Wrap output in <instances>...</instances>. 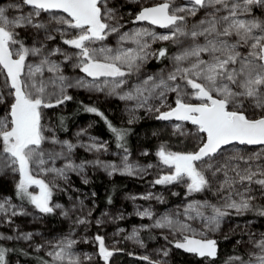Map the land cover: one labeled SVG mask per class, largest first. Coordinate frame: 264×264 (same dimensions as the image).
Instances as JSON below:
<instances>
[{
  "label": "snow or ice",
  "instance_id": "snow-or-ice-1",
  "mask_svg": "<svg viewBox=\"0 0 264 264\" xmlns=\"http://www.w3.org/2000/svg\"><path fill=\"white\" fill-rule=\"evenodd\" d=\"M121 20L110 0H12L0 5V172L17 175L16 197L42 214L62 207L52 203L58 188L55 181L68 180L70 172H82L92 164L110 169L109 175L117 171L134 174L127 155L122 167L99 159L76 163L71 158L75 148L106 151V142L96 137H90L88 144L60 140L43 120L44 109L73 99L67 94L73 87L108 90L109 95L121 100H135V108L156 112L158 120L195 126L198 144L193 151H171L167 145L160 146L156 155L169 171L154 183L185 182L186 194L191 195L210 189L215 181L217 193H224L223 202L217 206L207 200L190 201L183 210L185 220L164 215L153 227L178 233L181 239L174 242L176 248L202 258H215L217 241L208 238L207 232L218 231L230 210L242 215L254 210V201L264 198V0H184L180 4L159 0L142 6L133 23L147 22L165 29L163 33L145 27L122 32ZM20 30L31 32V44L20 37ZM113 34L118 36L116 48L103 44ZM57 35L71 51L59 45L48 48V42L55 41ZM127 41L135 46L124 47ZM157 42H170L177 51L171 56L166 47L152 51V44ZM152 57L170 59L171 71L147 75L130 90L118 91ZM73 61L72 67L85 74L74 81L63 72V65ZM169 93L175 96L174 106L167 103ZM153 100L159 101V106L152 105ZM85 110L102 117L115 135L117 147L127 152L123 143L127 130L113 126L96 107L85 106ZM173 128L185 134L181 123ZM85 131L82 129L77 136ZM46 144L58 145L60 150L45 148ZM236 144L260 146V150L248 155L238 150L225 153L227 146ZM61 159L65 161L63 166L55 167ZM48 174L53 175L52 181L43 178ZM206 208L211 209L210 215L205 214ZM256 210L264 216V207ZM0 213H10V217L26 214L16 209L11 198L0 200ZM138 215L152 217L153 213L144 210ZM197 219L203 221L204 230L192 227L190 221ZM87 222L86 218L76 221ZM254 237L249 234L252 250L246 257H230L229 264H264V233L259 239ZM22 238L30 240L32 234H23ZM0 239L13 237L0 234ZM129 239H138V233L134 230ZM94 240L98 256L108 264L118 250L109 249L101 235ZM75 243L65 237L51 244L48 255L53 264H83L93 259L83 254L82 261L72 251ZM7 251L0 247V264H6ZM163 255L167 256L168 251Z\"/></svg>",
  "mask_w": 264,
  "mask_h": 264
},
{
  "label": "rangeland",
  "instance_id": "rangeland-1",
  "mask_svg": "<svg viewBox=\"0 0 264 264\" xmlns=\"http://www.w3.org/2000/svg\"><path fill=\"white\" fill-rule=\"evenodd\" d=\"M12 2V0L0 1V5ZM159 0H110V6L118 9V16L122 17L120 21L124 27L121 29L124 31H133L137 28L145 27L154 29L159 33H163L166 30L157 26L149 25L147 22L133 23L135 15L138 13L142 6H148L152 3H157ZM177 4L183 3L184 0H176ZM128 13V14H127ZM132 19L129 20V17ZM47 17H45L46 19ZM20 37L23 38L26 43L31 44V32L26 30H20ZM70 38V37H69ZM103 44L116 48L118 46V36L113 34L103 42ZM57 45L65 48L68 51L67 46L62 44L61 38L57 35L55 41L48 42V48L51 49ZM99 46V45H94ZM124 47H134L131 41L124 42ZM162 47L169 49V56L177 51L176 47L170 42H157L152 44V51H156ZM53 59H60L62 57H53ZM72 63L75 61L63 65L64 75L73 79L84 77L85 74L79 69L73 68ZM172 69V62L170 59L162 58L157 59L152 57L148 59L141 72L136 75L128 77L127 85L118 90L121 93L130 90L136 84L140 83L147 75H158L163 72L167 74ZM91 79V78H87ZM74 93H81L89 99L105 102L117 101L121 104L122 113L120 118L123 122L129 123L131 120L136 122L141 118L147 116L149 119H156L157 113L147 111L146 108H135V100H121L117 95H109L108 90L104 92H98L85 88H69L67 94L72 96ZM175 96L172 93L168 94L167 103L174 106ZM150 103L154 106H159V101L153 100ZM67 101L57 107L51 109H44V120L47 126H50L55 135L60 140H67L73 144H88L90 143V137H96L98 141L106 142V151L89 152L84 147H77L73 150L72 159L79 163L80 161H92L99 159L105 163H114L119 167L123 166V158L127 155V162L134 166V174L128 175L117 171L109 175L110 169L106 170L103 167L89 164L82 172H70L68 174V180L56 179L55 183L58 188L54 190V193H64L65 200L62 201L53 196L52 203L60 204L62 207L55 209V212L62 217L67 224L68 228L61 230L53 228L46 222L45 215L40 213L33 206L28 205L24 201L20 200L15 192V184L18 176L7 172H0V200L3 198H11V203L16 206L17 210L23 209L25 215L11 216L10 213H0V234L4 237L11 236L13 239H0V242H12L18 241L25 244L32 250L39 251L47 256L51 251V244L65 237L76 241L72 251L81 256L83 261V254H89L93 257L91 261H83V264H104V261L98 256V243L94 238L96 235H101L105 239V245L109 249H117L114 255L110 258L108 264H168L172 257L174 250L178 249L174 246L176 240L181 239L178 233H174L169 228H156L153 227L155 221L164 215H169L173 219L185 220L183 215L184 207L190 201H209L212 204L219 206L222 204V197L224 193H217V183L214 181L210 189L193 193L191 195L186 194L185 182L173 183L168 185H158L154 181L161 175L168 173L169 169L164 166L162 162L157 159H149L147 156L150 154L149 150L144 146H138L136 151H132L128 148L127 152L124 149H116L111 145V140L108 138H102L93 133L91 129V122H84L74 127L69 136H61L58 133L56 116L59 110H65ZM135 110L133 111V109ZM162 111L167 110L161 108ZM3 111L0 110V115ZM175 123L182 124V131L185 133L181 135L178 132H174L173 125ZM160 134L166 136H181L186 139L187 145H192L193 150L198 144L196 139V128L191 125L190 122H178V121H161L160 120ZM86 130L80 136H77L81 130ZM45 148H55L56 151L60 150V146L45 145ZM239 151L241 154H251L259 151L260 146H246V145H234L227 146L225 148L226 154H231L235 151ZM65 163L64 160H57L55 167H62ZM152 165V167H148ZM50 167L52 165H49ZM243 166V164H242ZM143 169V170H141ZM94 173H102L106 177L112 178L116 175H122L138 181H143L142 185H134L128 190L124 191L118 198L115 204L105 206L100 211L97 210L98 202L95 200L94 193L88 188L84 187L89 185ZM47 181L53 180V175L48 174L43 177ZM222 175L219 179H222ZM85 180L87 183H85ZM255 187V186H253ZM33 189L30 188V191ZM38 191V189H36ZM13 192V193H12ZM92 192V193H91ZM169 196L173 199L170 201ZM149 197V198H145ZM160 198V199H158ZM254 210L245 212L242 215H238L234 210H230L231 214L224 217L221 222V227L216 232H207L208 238L216 239L220 241H226L225 244L236 246L247 255V252L252 250L251 245L248 243L249 234H255V239L260 238V234L264 233V216H261L256 209L264 207V198H258L254 201ZM148 210L153 213L152 217H141L138 212ZM206 215L211 214V209H204ZM67 212L65 216L62 213ZM10 217V221H9ZM81 218H86L87 223L77 224L76 221ZM101 221L97 224L96 221ZM192 227L197 231L204 230L203 221L200 219L190 221ZM138 233V239H129L133 231ZM143 232L153 233L154 241L151 244H145L142 234ZM31 233L32 238L25 240L22 238L23 234ZM16 237H21L17 239ZM164 237H167L165 239ZM229 240V241H228ZM238 240H242L243 243L237 244ZM38 245L41 246L38 248ZM167 250L168 255L164 256L163 252ZM180 250V249H178ZM182 251V250H180ZM183 252V251H182ZM185 264H229V258L237 255H230L227 253H220L217 259L201 258L200 260H193L195 254H189ZM147 256L149 260H143L142 257ZM51 259L52 257L49 256ZM199 258V257H198ZM221 258V259H220ZM13 264H21L17 259H13ZM53 264V261L52 263ZM235 264V262H232Z\"/></svg>",
  "mask_w": 264,
  "mask_h": 264
},
{
  "label": "trees",
  "instance_id": "trees-1",
  "mask_svg": "<svg viewBox=\"0 0 264 264\" xmlns=\"http://www.w3.org/2000/svg\"><path fill=\"white\" fill-rule=\"evenodd\" d=\"M3 1V0H0ZM128 14V13H127ZM132 16L129 17V20ZM73 99L67 101L65 110H59L56 116V123L58 133L61 136H69L72 129L78 124L91 122V129L94 134L111 140V145L116 149H122L117 147V140L115 135L110 131L105 123V120L85 110V106L96 107L100 112L107 117L113 126L127 130V135L124 140V148H128L132 151H136L138 146H144L150 152L147 156L149 159H157L156 155L161 145H167L171 151H193L192 145H187L185 138L181 136H166L160 134V120L149 119L145 116L140 120L133 123L123 122L120 118L122 113L121 104L117 101L105 104V102L89 99L81 93L72 94ZM143 181H138L122 175H116L112 178L106 177L102 173H94L89 185L84 186L91 190L95 195V200L98 202L97 210L103 209L105 206L115 204L118 201L119 196L134 185H142ZM91 192V193H92ZM13 193V192H12ZM15 195V192H14ZM55 198L62 201L65 200V194L55 192L53 195ZM173 199L169 196V200ZM28 205L26 200H22ZM46 222L53 228L65 230L67 227L66 221L60 217L55 211L50 214H44ZM153 233L143 232L142 237L145 244H151L154 241ZM229 241V240H228ZM226 241H220V253H227L230 255L245 256L244 252L236 246L225 244ZM0 247L7 249L6 252V264H13V259H17L21 264H51L52 259L39 252L30 249L25 244L18 241L12 242H0ZM188 254L178 249L174 250L173 257L168 264H185ZM198 256H194L193 260H200ZM221 259V258H220Z\"/></svg>",
  "mask_w": 264,
  "mask_h": 264
},
{
  "label": "water",
  "instance_id": "water-1",
  "mask_svg": "<svg viewBox=\"0 0 264 264\" xmlns=\"http://www.w3.org/2000/svg\"><path fill=\"white\" fill-rule=\"evenodd\" d=\"M135 19V18H134ZM134 19H133V21H134ZM138 23H142V22H136V24H138ZM213 239V238H212ZM216 240V239H215ZM217 241V240H216ZM179 249V248H178ZM180 250H182L183 252H185L183 249H180ZM189 254H192V253H189ZM219 255H220V244H219V242L217 241V256L215 257V258H211V259H217L218 257H219ZM199 257V256H198ZM199 258H202V257H199Z\"/></svg>",
  "mask_w": 264,
  "mask_h": 264
}]
</instances>
